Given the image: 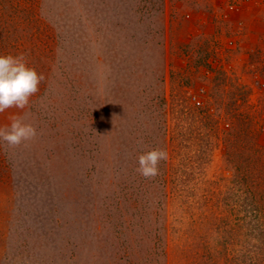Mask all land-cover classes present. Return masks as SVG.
<instances>
[{
	"label": "rangeland",
	"instance_id": "1",
	"mask_svg": "<svg viewBox=\"0 0 264 264\" xmlns=\"http://www.w3.org/2000/svg\"><path fill=\"white\" fill-rule=\"evenodd\" d=\"M238 1L0 0V55L45 78L0 113L36 129L0 140V264H264V56L231 37Z\"/></svg>",
	"mask_w": 264,
	"mask_h": 264
},
{
	"label": "clouds",
	"instance_id": "2",
	"mask_svg": "<svg viewBox=\"0 0 264 264\" xmlns=\"http://www.w3.org/2000/svg\"><path fill=\"white\" fill-rule=\"evenodd\" d=\"M44 79L43 74L28 65L22 54L0 55V113L12 107L24 109L30 97L39 91V85ZM9 119V125L0 127V140L7 145L19 146L36 136V129L21 117L14 115ZM167 158L168 153L161 149L141 154L137 170L145 178L155 177L159 173L158 165Z\"/></svg>",
	"mask_w": 264,
	"mask_h": 264
},
{
	"label": "crops",
	"instance_id": "3",
	"mask_svg": "<svg viewBox=\"0 0 264 264\" xmlns=\"http://www.w3.org/2000/svg\"><path fill=\"white\" fill-rule=\"evenodd\" d=\"M258 2V0L238 1L237 9L231 12L233 32L232 28L230 32L233 35L229 33V36L232 35L231 37L235 41L240 39L242 50L256 51L264 56V4ZM198 6L200 5L198 4L195 8ZM239 31L240 33L234 36L236 35L235 32Z\"/></svg>",
	"mask_w": 264,
	"mask_h": 264
}]
</instances>
